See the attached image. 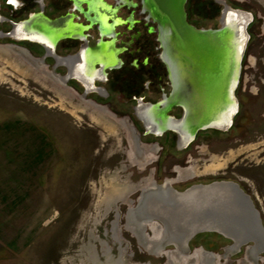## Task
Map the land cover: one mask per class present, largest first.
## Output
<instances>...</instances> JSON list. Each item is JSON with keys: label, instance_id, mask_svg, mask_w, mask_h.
Here are the masks:
<instances>
[{"label": "rangeland", "instance_id": "1", "mask_svg": "<svg viewBox=\"0 0 264 264\" xmlns=\"http://www.w3.org/2000/svg\"><path fill=\"white\" fill-rule=\"evenodd\" d=\"M224 3L257 17L248 44L255 38L258 46L248 48L251 63L239 76L231 125L200 130L181 148L173 131L142 134V120L131 117V103L124 101L125 88L109 87L105 98L86 94L114 116L98 111L82 103L75 81L62 83L73 92L39 78L33 58L42 59L45 71L64 73L62 66L51 67L49 56L42 58L40 45L0 37V264H264V250L248 253L252 241L226 254L232 241L211 231L188 241L189 261L175 244L163 243L158 221L138 225L133 216L140 194L155 182L170 179L183 191L223 180L250 195L264 227V0H187L188 23L219 27ZM7 27L0 23V30ZM6 43L24 47L29 62ZM153 92L145 90L158 98ZM167 114L179 118L182 110L175 106ZM128 116L141 150L153 147L147 165L133 157L132 135L119 120ZM175 168L194 175L177 183Z\"/></svg>", "mask_w": 264, "mask_h": 264}, {"label": "flooded vegetation", "instance_id": "2", "mask_svg": "<svg viewBox=\"0 0 264 264\" xmlns=\"http://www.w3.org/2000/svg\"><path fill=\"white\" fill-rule=\"evenodd\" d=\"M151 4L152 0H0V23H7L8 25L7 28L0 30V37H3L4 34H10L7 37L13 39V42L30 41L40 45L43 49L42 58L49 56L52 60L51 67L54 70L59 66L64 67L63 74L45 71V66L41 64L42 59H31L27 56L28 52L24 47L15 43L5 44L6 47L17 50L26 61L30 59L34 61L36 71L40 75L39 78H51L54 84L57 86L60 84L62 89L66 91H73L74 89L64 86V83L69 80L78 83L82 87V94L77 95L84 105H89L101 112L110 113L106 106L85 99L84 96L88 93H94L98 97L105 98L109 96V87L120 92L125 88L123 89L126 91L123 94L125 95L124 101L131 103L129 112L131 117L135 116L138 111L145 119L149 120L152 118L153 111L150 107L144 106L148 103L155 104L161 101L163 95H167L170 91L167 71L158 55L160 48L159 41H157V23L148 10L149 7L151 8ZM88 6L89 8L94 7L95 11L89 12ZM1 8L8 9V12H6L7 10L1 11ZM236 9L243 11L238 8H230L227 11ZM243 12L250 15L247 28L251 27V32L247 29L249 37L241 60L240 74H242V69L251 63L248 48L250 50L254 46H258L255 38L251 44L248 42L251 39V33H255L254 29L257 28L258 30L260 24L259 20L255 19L256 16H252L246 11ZM14 16L24 17L14 19ZM27 16H36L35 25L30 24V22H20ZM61 17H66L67 23L69 21L80 26L79 29H69V33L72 35L74 32H78L81 37L60 38L65 29H57L54 20ZM14 23L18 24L13 29ZM49 38L57 39L53 43ZM39 41L50 44L52 52L46 54L44 46ZM59 46L66 49L64 54L59 53ZM86 60L92 62L91 67L85 63ZM97 61L103 62V67ZM108 64H113V66L107 67ZM137 76L140 79L139 83ZM145 90L152 92L156 90L155 92L159 94L158 98L151 99L149 96L152 93H145ZM155 92L153 94H157ZM178 108L180 109V107ZM131 117L128 116L126 119L119 120L124 127L127 126L134 139L133 157L139 163L147 165L151 160V158L148 159V154L152 155L153 147L148 145V152L141 150L140 144L142 143L136 138L137 134L133 128V121L128 124ZM166 126V121L162 122L156 126L155 131L160 132ZM145 129L143 124L142 134H153L145 133ZM174 135L176 136L175 133ZM175 144L178 146L177 136ZM174 171L177 173V183L188 181L194 175L189 171L187 173V170L184 169L175 168ZM170 182L173 183L172 180L168 179V183ZM154 184L158 183L155 182ZM230 246L227 247L226 254L231 251ZM193 259L194 257L190 256L188 260L192 261Z\"/></svg>", "mask_w": 264, "mask_h": 264}, {"label": "water", "instance_id": "3", "mask_svg": "<svg viewBox=\"0 0 264 264\" xmlns=\"http://www.w3.org/2000/svg\"><path fill=\"white\" fill-rule=\"evenodd\" d=\"M186 1L152 0L153 10L148 6L151 17L157 23V41H159L160 48L159 58L165 65L171 90L168 95H163L161 101L155 104L148 103L144 106L150 107L153 111L152 118L149 120L145 119L138 111L136 112L137 117L142 120L146 128L145 133L160 135L164 131H173L177 135V143L180 148L188 145L200 130L209 128L224 130L231 125L233 116L237 112L238 103L235 97V90L238 86L241 60L249 37L247 32L249 21L238 22L234 28H231L227 24L226 16L224 15L228 12L227 9L235 8L225 3L218 18L219 27L204 29L191 25L188 23L186 17ZM93 8H89L88 6V11H95ZM65 18L61 17L54 20V25L58 27L57 29H65L60 38L81 37L78 32H74L72 35L69 33V29H79L80 26L69 21L67 23V19ZM35 20L36 16H27L26 19L20 22H30V24L35 25ZM18 23H14L13 29ZM170 33H172V38ZM8 35L10 34H4L3 36ZM50 40L55 43V40ZM39 43L44 46L46 54L52 52L50 44L40 41ZM178 51L184 56L183 58L181 57L182 59L179 57ZM185 61L195 65L190 66ZM97 62L103 67V62ZM85 63L91 67V61L86 60ZM112 66L113 64L107 65V67ZM198 68L200 70L198 80L204 85L203 88L195 81L197 75L193 71ZM192 72L193 74H191ZM208 76H211L209 82H207ZM200 77L207 84L201 82ZM228 79H230V82L227 84L228 95L226 96V100H229L230 105L235 104L236 109L231 113H228L229 109L223 112L225 114L224 122H217L215 118L213 119L220 112L215 105L216 99L222 100V96L220 95L221 84H224ZM87 81L90 82V80ZM211 87L218 90V95L214 99H212L209 91ZM175 106L180 107L182 110L179 118H174L167 114ZM213 111L217 112L212 114ZM218 118H221V116ZM165 121L167 126L160 132H156V126ZM136 138L138 140V136ZM220 182H223V180L201 185H211ZM231 185L232 189L240 196L242 205L246 209V214L239 215L232 212L229 215L224 213L225 219L236 223L237 227L233 228L235 232H240L241 226L243 227V231L241 232L244 235V240L239 244L245 245L249 241L253 242L256 238L262 247L258 252H261L264 250V227L261 223L260 212L255 207L250 195L245 193L237 183L234 182ZM177 206L178 204L169 206L168 217L173 222L174 228L178 229V237L181 240V244H185L187 247L188 240L199 232H216L214 231L216 229L213 224L203 222L202 214L195 217L186 216L185 212H188L187 209L183 207L178 209L176 208ZM215 211L217 210L211 211V214H213L212 212L216 213ZM227 226L230 228L234 225L230 223ZM188 232L190 235L184 241L183 236Z\"/></svg>", "mask_w": 264, "mask_h": 264}, {"label": "bare ground", "instance_id": "4", "mask_svg": "<svg viewBox=\"0 0 264 264\" xmlns=\"http://www.w3.org/2000/svg\"><path fill=\"white\" fill-rule=\"evenodd\" d=\"M150 6L153 10V4H151ZM249 16V14L240 10H228L226 14V21L231 28H234L235 26H237L238 22L249 21ZM170 34L172 38V33ZM178 54L180 58L184 57L179 51ZM185 62L190 66L195 65L190 64L187 61ZM193 72L197 75L195 81L203 88L204 85L201 84L198 80V76L200 74L199 68ZM193 72L191 74H193ZM210 78L211 76H208L207 82H209ZM201 82L207 84L206 81L202 78ZM229 82L230 79H228L224 84H221L220 95L222 96V100L216 99L215 105L217 106V109L220 112L216 116H214L213 119L215 118L217 122H224L225 114H223V112L229 109L228 113H231L234 112L236 109L235 104L230 105L229 100H226V96L228 95L227 84ZM193 87H195V85H193ZM209 91L211 93L212 99H214L218 95V90H215L212 87ZM215 112L217 111H213L212 114ZM219 116H221V118H218ZM134 145L137 146V144ZM233 183L234 182L232 181H223L211 185L195 184L189 186L186 190L184 189L183 191H178L177 189H174L168 182H164L161 184H153L152 186L145 188L140 194V197L137 201V206H135V208L133 209V216L136 218L135 221L138 225L150 223L153 220L158 221L159 223L157 225L160 228L163 243L165 244L170 242L175 244V248L179 250L177 252L181 253L184 258H190L191 255L188 254L187 256V250H185L186 245L181 244V240L178 237V229L174 228L173 222L168 217L169 206L178 204L176 208L179 209L183 207L187 209L188 212H185L186 216L195 217L197 215L202 214L203 222H210L211 224H213L216 229L214 231L218 232L222 236L232 241L230 250L237 251L242 246L239 243L244 240V235L241 232L243 231V227L241 226L240 232H235L233 228L237 227L236 223L226 220V216L224 215V213L230 215L233 212V214L245 215L246 209L242 205L240 196L237 195V193L232 189L231 184ZM213 210L217 211H215L216 213L212 212L213 214H211V211ZM158 219L161 220L162 223H160ZM230 223L234 225L231 226L232 228H229L227 226ZM187 234L183 236L184 241L190 235L189 232ZM229 235L231 238L229 237ZM261 248L262 247L260 245L259 240L255 238V240L253 241V245L250 246L248 250L249 254H252L253 257H256V255L259 253L258 251ZM208 259L210 263L214 260L212 253H208Z\"/></svg>", "mask_w": 264, "mask_h": 264}]
</instances>
